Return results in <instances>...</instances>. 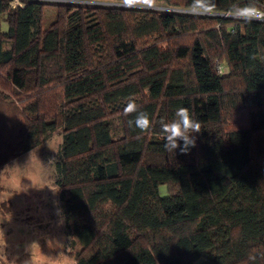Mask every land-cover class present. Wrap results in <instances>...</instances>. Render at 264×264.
<instances>
[{
    "label": "trees",
    "instance_id": "16d2710c",
    "mask_svg": "<svg viewBox=\"0 0 264 264\" xmlns=\"http://www.w3.org/2000/svg\"><path fill=\"white\" fill-rule=\"evenodd\" d=\"M160 2L0 0V167L60 133L74 264H264V22L227 15L250 0ZM180 107L201 124L187 154L160 128Z\"/></svg>",
    "mask_w": 264,
    "mask_h": 264
},
{
    "label": "rangeland",
    "instance_id": "374dc122",
    "mask_svg": "<svg viewBox=\"0 0 264 264\" xmlns=\"http://www.w3.org/2000/svg\"><path fill=\"white\" fill-rule=\"evenodd\" d=\"M54 11L53 6H46L44 19L49 20ZM1 26L6 27L4 21ZM59 140L57 131L0 167V264H25L29 257L31 264H74L77 246L73 247L65 231L60 190L54 182L53 159ZM159 192L166 193L165 185H160Z\"/></svg>",
    "mask_w": 264,
    "mask_h": 264
},
{
    "label": "clouds",
    "instance_id": "9594fccd",
    "mask_svg": "<svg viewBox=\"0 0 264 264\" xmlns=\"http://www.w3.org/2000/svg\"><path fill=\"white\" fill-rule=\"evenodd\" d=\"M88 3H95L96 0H87ZM119 7L125 9H147L159 12L171 11L160 0H120ZM217 5L215 0H191L188 13L194 16H214ZM227 15L233 19L251 23L252 21L264 22V8L254 2L246 4L234 3L228 10ZM124 115L136 113L134 120H128V126L133 125L140 132H146L152 127L147 112L139 111L135 100L129 99L123 109ZM161 132L165 140L164 149L175 153L179 149L181 154H187L191 148L196 146V135L201 132L200 122L193 118L189 109L180 107L174 114L171 121H160ZM182 142V144H181ZM25 264H31L30 257Z\"/></svg>",
    "mask_w": 264,
    "mask_h": 264
}]
</instances>
